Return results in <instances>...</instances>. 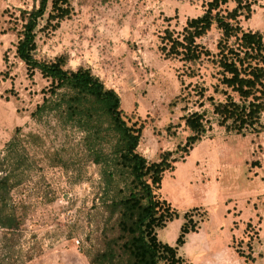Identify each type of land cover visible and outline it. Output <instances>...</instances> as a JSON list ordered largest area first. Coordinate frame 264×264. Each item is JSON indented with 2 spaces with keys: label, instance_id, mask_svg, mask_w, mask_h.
Listing matches in <instances>:
<instances>
[{
  "label": "rangeland",
  "instance_id": "374dc122",
  "mask_svg": "<svg viewBox=\"0 0 264 264\" xmlns=\"http://www.w3.org/2000/svg\"><path fill=\"white\" fill-rule=\"evenodd\" d=\"M202 1L72 0L74 13L55 31H45L40 21L36 56L66 52L67 68L89 67L114 89L126 118L143 124L137 150L150 161L185 142L190 131L183 115L204 111L205 135L174 171L165 172L161 196L180 215L157 236L173 245L182 214L196 207L200 227L179 248L182 264H264V113L260 133L226 132L205 99L224 98L213 91L212 64L203 58L194 66L159 50L163 30L181 31L187 19L202 13ZM37 5L38 0H0V150L17 126L41 138L32 148L37 166L31 178L13 191L25 206L24 225L7 236L0 229V258L4 264H89L84 251L100 220L94 206L100 167L75 128H61L52 116L31 118L49 81L38 71L30 78L15 52L21 10ZM241 25L264 30V0ZM218 36L212 28L197 42L215 52ZM202 86L200 98L195 91ZM52 151L62 163L52 165Z\"/></svg>",
  "mask_w": 264,
  "mask_h": 264
},
{
  "label": "trees",
  "instance_id": "16d2710c",
  "mask_svg": "<svg viewBox=\"0 0 264 264\" xmlns=\"http://www.w3.org/2000/svg\"><path fill=\"white\" fill-rule=\"evenodd\" d=\"M260 1L203 0L202 13L187 19L181 31L165 28L160 35L159 50L165 57L194 66L206 58L212 64L216 80L213 91L224 98L215 100L208 95L205 99L212 106L218 126L226 132L245 135L263 130L264 30L241 25V18L249 19L253 6ZM73 13L72 0H38L37 6L21 10L23 24L15 52L30 78L38 71L49 81L41 90L42 100L31 111V118L52 116L61 128H75L82 135L89 159L100 167L94 202L100 209V220L87 235L90 244L84 254L89 264H182L179 248L186 243L187 235L200 227L194 217L198 208L182 214L173 245L163 242L157 230L180 214L162 198L160 189L165 172L174 171L175 163L184 160L205 135V113L194 110L183 115L190 131L185 142L161 153L157 161L148 160L137 150L143 124L126 118L114 89L107 88L89 67L67 68L66 52L53 58L36 56L40 21L44 20L41 28L51 32ZM212 28L219 31L215 52L197 42ZM204 90L202 86L195 92L203 98ZM40 139L33 132L23 134L17 126L0 150V229L4 236L24 225L25 206L14 200L13 191L31 178L37 166L32 148L39 145ZM48 158L52 165L63 162L55 151ZM0 264H4L1 258Z\"/></svg>",
  "mask_w": 264,
  "mask_h": 264
}]
</instances>
